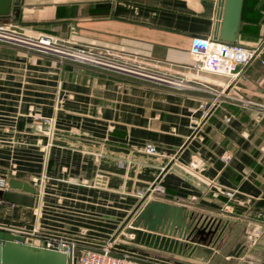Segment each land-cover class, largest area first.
Masks as SVG:
<instances>
[{
    "label": "crops",
    "instance_id": "obj_1",
    "mask_svg": "<svg viewBox=\"0 0 264 264\" xmlns=\"http://www.w3.org/2000/svg\"><path fill=\"white\" fill-rule=\"evenodd\" d=\"M220 2L12 0L3 30L49 35L193 85L179 90L0 41V176L12 185L0 197V230L112 245L143 264H264V90L254 75L264 64L253 62L238 84L239 98L260 108L225 101L207 115L203 87L224 80L187 70L193 48L218 31ZM236 42L260 47L264 61V0L243 1ZM155 182L163 196H136ZM151 201L182 208L214 234L183 242L180 253L136 244L128 229Z\"/></svg>",
    "mask_w": 264,
    "mask_h": 264
},
{
    "label": "built area",
    "instance_id": "obj_2",
    "mask_svg": "<svg viewBox=\"0 0 264 264\" xmlns=\"http://www.w3.org/2000/svg\"><path fill=\"white\" fill-rule=\"evenodd\" d=\"M0 41L26 45L28 48L41 53H50L83 60L79 58L82 54L70 49H63L57 39L49 35H40L37 38L31 39L26 36L17 35L16 33H7L6 30L0 28ZM193 49L196 60L187 70L194 75H209L221 77L224 80L220 86L206 83L203 87V91L211 96L208 103H201L199 106L206 115L215 109L219 103L225 101H235L246 107H261V105H257L256 103L242 101L239 98L240 88L238 87L239 82L246 80V71L253 62L258 61L261 65L264 64V61L260 58V47L246 48L238 44L208 38L202 46ZM94 63L103 65L96 61ZM139 75L145 78L155 79L157 82L171 85L179 90L191 88V85H193L191 83L192 79L187 78L180 79L153 75L154 78L143 74ZM228 121L229 119H225V122ZM144 152L151 156L156 154L155 147L151 144L145 145ZM34 186L39 188L41 186V180L34 181ZM8 190V181L5 177L0 176V192H6ZM163 194L164 189L156 182L151 184L145 191L136 192V196L141 200L157 199L163 196ZM232 195L230 192H225V196L228 198H231ZM11 233L23 236L26 245L64 254L67 264H143L134 257L113 252L111 245H104L100 248H81L75 239L56 234H40L35 229L30 231L23 229ZM27 236L32 238V240L29 241Z\"/></svg>",
    "mask_w": 264,
    "mask_h": 264
},
{
    "label": "water",
    "instance_id": "obj_3",
    "mask_svg": "<svg viewBox=\"0 0 264 264\" xmlns=\"http://www.w3.org/2000/svg\"><path fill=\"white\" fill-rule=\"evenodd\" d=\"M244 0H221L218 31L214 39L234 43L239 28ZM12 0H0V18L10 13ZM12 187L9 183V190ZM9 199V193L0 197ZM184 210L161 201L146 203L139 211L128 232L136 244L165 252L180 253L183 242L198 236L214 234L199 229ZM189 220V222H188ZM0 264H67L66 256L57 251L26 245L24 237L0 230Z\"/></svg>",
    "mask_w": 264,
    "mask_h": 264
},
{
    "label": "rangeland",
    "instance_id": "obj_4",
    "mask_svg": "<svg viewBox=\"0 0 264 264\" xmlns=\"http://www.w3.org/2000/svg\"><path fill=\"white\" fill-rule=\"evenodd\" d=\"M7 33H16L17 35H20V36H25L24 34H19L17 33V30H15L13 27H8V30H6ZM60 44V43H59ZM234 44H238V45H241L243 47H246L245 45H242L238 42H234ZM61 47H63V49H70L72 51H76L77 53L79 54H82V56H78V55H75L77 57H79L80 59H83V60H79V59H75V58H69V57H64L62 55H58L60 56L62 59H70V60H73V61H76L77 63H79V65H83V66H91V67H97V69H100V70H106V71H115V72H122V73H127L128 75H131V76H134V77H138L140 79H147L148 81H152V82H155V79H149V78H145L139 74H143V75H147V76H150V77H154L153 75L157 76L158 74H155L153 72H151L149 69H145L143 67L141 68H136V67H133L129 64H122V63H117L116 61H113V60H108V59H104V58H101V57H98L96 56L95 54L89 52V51H86V49L84 48H70V47H67V46H64L63 44H60ZM248 48V47H246ZM87 60V61H86ZM99 62V63H102L103 65H97L95 64L94 62ZM105 65H108V66H105ZM124 71V72H123ZM136 73H139V74H136ZM255 76H257V80L258 83H259V86L262 87V89H258V91H263L264 90V78H261L260 76H264V66L262 67H259L255 73H254ZM162 76V75H161ZM155 78V77H154ZM261 78V79H260ZM259 87V88H260ZM259 108V107H258ZM112 251L115 252V253H118V254H124V255H129L131 257H134L136 259H138L137 256L133 255L132 253L128 252V251H118L116 250L115 246H112Z\"/></svg>",
    "mask_w": 264,
    "mask_h": 264
},
{
    "label": "trees",
    "instance_id": "obj_5",
    "mask_svg": "<svg viewBox=\"0 0 264 264\" xmlns=\"http://www.w3.org/2000/svg\"><path fill=\"white\" fill-rule=\"evenodd\" d=\"M243 8V7H242Z\"/></svg>",
    "mask_w": 264,
    "mask_h": 264
}]
</instances>
